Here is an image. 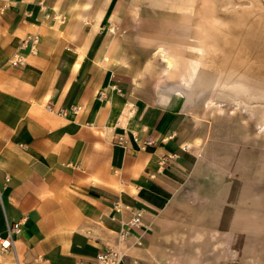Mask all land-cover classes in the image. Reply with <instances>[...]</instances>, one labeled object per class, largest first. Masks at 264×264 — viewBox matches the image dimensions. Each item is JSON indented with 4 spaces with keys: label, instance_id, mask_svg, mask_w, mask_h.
Instances as JSON below:
<instances>
[{
    "label": "crops",
    "instance_id": "0c3cea01",
    "mask_svg": "<svg viewBox=\"0 0 264 264\" xmlns=\"http://www.w3.org/2000/svg\"><path fill=\"white\" fill-rule=\"evenodd\" d=\"M96 4L0 0V264H100L109 247L118 264H264L236 143L183 82L130 74Z\"/></svg>",
    "mask_w": 264,
    "mask_h": 264
},
{
    "label": "rangeland",
    "instance_id": "374dc122",
    "mask_svg": "<svg viewBox=\"0 0 264 264\" xmlns=\"http://www.w3.org/2000/svg\"><path fill=\"white\" fill-rule=\"evenodd\" d=\"M103 11L130 74L159 78L156 51L173 58L172 76L161 77L183 82L186 95L169 87L193 99L214 136L236 143L246 198L264 208V0H97Z\"/></svg>",
    "mask_w": 264,
    "mask_h": 264
},
{
    "label": "built area",
    "instance_id": "2783aa9c",
    "mask_svg": "<svg viewBox=\"0 0 264 264\" xmlns=\"http://www.w3.org/2000/svg\"><path fill=\"white\" fill-rule=\"evenodd\" d=\"M35 40V38L33 39ZM23 57L20 55V53L14 54V56L11 59V62L13 64H16L17 62L23 61ZM49 108V106H47ZM139 220L138 216L133 217L132 221L133 223H137ZM8 230L9 232L11 231H18L19 230V223L14 222L10 225H8ZM0 244L3 246H9L11 244V241L5 242L4 239L0 238ZM97 260L99 261L100 264H118L119 261V255L116 250L113 248L109 247L97 254Z\"/></svg>",
    "mask_w": 264,
    "mask_h": 264
},
{
    "label": "bare ground",
    "instance_id": "6f19581e",
    "mask_svg": "<svg viewBox=\"0 0 264 264\" xmlns=\"http://www.w3.org/2000/svg\"><path fill=\"white\" fill-rule=\"evenodd\" d=\"M156 52L158 54L159 59L164 63V66H163L162 70L160 71L161 72V75L163 77L172 76L173 70H174V60H173V58L169 54L165 53L162 49H158ZM23 59H24V57H23ZM198 81H199V77L196 76V81L195 82H198Z\"/></svg>",
    "mask_w": 264,
    "mask_h": 264
}]
</instances>
